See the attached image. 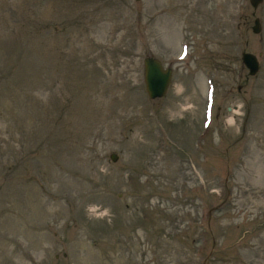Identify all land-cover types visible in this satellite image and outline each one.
Listing matches in <instances>:
<instances>
[{"label":"rangeland","instance_id":"rangeland-1","mask_svg":"<svg viewBox=\"0 0 264 264\" xmlns=\"http://www.w3.org/2000/svg\"><path fill=\"white\" fill-rule=\"evenodd\" d=\"M0 264H264V3L0 0Z\"/></svg>","mask_w":264,"mask_h":264},{"label":"water","instance_id":"water-1","mask_svg":"<svg viewBox=\"0 0 264 264\" xmlns=\"http://www.w3.org/2000/svg\"><path fill=\"white\" fill-rule=\"evenodd\" d=\"M264 2V0H251L255 9ZM262 25L259 19L255 20L253 27L254 34H260ZM243 63L249 69L250 76H255L260 69V64L256 56L250 53L243 54ZM145 65V83L147 93L151 100L162 99L167 96L170 85L172 84L173 70L164 69L163 63L153 57H147L144 61ZM118 156L113 154L111 159L113 162L118 161Z\"/></svg>","mask_w":264,"mask_h":264},{"label":"clouds","instance_id":"clouds-1","mask_svg":"<svg viewBox=\"0 0 264 264\" xmlns=\"http://www.w3.org/2000/svg\"><path fill=\"white\" fill-rule=\"evenodd\" d=\"M172 87L174 88L175 94L177 96H183V93H184V90H185L183 84L176 83V84H173ZM188 102H189V97L183 96V102L182 103H178L176 107L179 108V109H183ZM165 111L166 112H170V111H172V109H165Z\"/></svg>","mask_w":264,"mask_h":264},{"label":"bare ground","instance_id":"bare-ground-1","mask_svg":"<svg viewBox=\"0 0 264 264\" xmlns=\"http://www.w3.org/2000/svg\"><path fill=\"white\" fill-rule=\"evenodd\" d=\"M107 92V91H106ZM71 172L73 173V174H76L77 173V171H76V169L74 168V169H71ZM72 176V175H71Z\"/></svg>","mask_w":264,"mask_h":264}]
</instances>
